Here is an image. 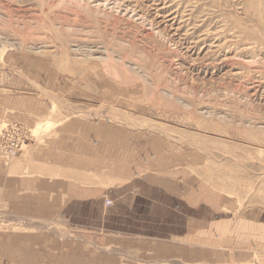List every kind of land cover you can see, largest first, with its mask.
Returning <instances> with one entry per match:
<instances>
[{
  "label": "rangeland",
  "instance_id": "obj_1",
  "mask_svg": "<svg viewBox=\"0 0 264 264\" xmlns=\"http://www.w3.org/2000/svg\"><path fill=\"white\" fill-rule=\"evenodd\" d=\"M14 122L28 138L0 174H35L62 130L103 149L74 169L102 191L75 217L0 201V251H45L20 264H264V0H0V128Z\"/></svg>",
  "mask_w": 264,
  "mask_h": 264
},
{
  "label": "crops",
  "instance_id": "obj_2",
  "mask_svg": "<svg viewBox=\"0 0 264 264\" xmlns=\"http://www.w3.org/2000/svg\"><path fill=\"white\" fill-rule=\"evenodd\" d=\"M64 133L65 131L62 130L60 137L47 139L46 145L34 152L32 162L41 164L38 170H34L37 171L35 174H24L25 170H21L20 163L15 168L18 172L17 174H12V172H6L5 170L1 171L0 201H2L4 205L3 208L6 210L4 211L5 213H7V207L9 208V216L17 219L25 218L36 220L45 217H58L60 213L68 210L67 214H69V219H71L75 217L74 207L76 204L81 203L83 206L84 204L90 205L91 201L95 200V198L99 197L102 193L100 190L101 186H96L95 189L89 187L78 188L73 178L77 175L74 169L78 171L80 168L82 173H87V170H89L87 163L90 160V162L95 161L96 164H98L99 160H103L102 146H98L102 144V140L99 139L101 136L78 133V139L74 142L76 144V149L72 150L70 146V143H72L71 134L68 133V135L64 137ZM45 153L48 154L45 155ZM72 166H75V168H72ZM91 168L98 169L99 167L93 165ZM100 168L103 169L104 167L101 166ZM121 179L120 176L119 180ZM144 181L154 187L152 179L147 180L146 178ZM161 181V183L157 182L156 185L165 189L166 193H169L170 187L176 183L174 182L171 184L168 179ZM134 182V178L127 182L130 183V188H136L137 190H140V187L144 188V185H135L136 182ZM165 183H167V185H165ZM177 186H179L178 182ZM117 188L122 189L123 186L118 185ZM133 191V189H130L131 193H133ZM138 196L141 197L143 195L139 192ZM119 198L120 199L117 200L122 203L123 207L129 203V198L123 197L122 192ZM138 216L139 214L137 215V213L132 212H126V214L121 215L123 220L127 221L130 219L132 222L137 221L139 219ZM127 232H122L123 236H130L126 239L127 242H129L130 239L134 240L136 238L137 235L135 231ZM126 240L123 241L124 245H127ZM4 242L6 245H2V250L0 251V257L4 258L0 260L4 262L15 261L20 264L26 260L45 255V251L40 250L38 247L31 248L20 242L16 243L9 240L7 237L4 239ZM83 254L89 255L90 253L84 252ZM67 255H71L75 259V262L70 264H94L93 259L87 263L83 262V260L78 258V256L81 255L77 252H73L72 254L68 253L66 256Z\"/></svg>",
  "mask_w": 264,
  "mask_h": 264
},
{
  "label": "built area",
  "instance_id": "obj_3",
  "mask_svg": "<svg viewBox=\"0 0 264 264\" xmlns=\"http://www.w3.org/2000/svg\"><path fill=\"white\" fill-rule=\"evenodd\" d=\"M27 130L21 123L6 124L0 128V153L5 158H14L21 151L28 138ZM0 264H10L0 262Z\"/></svg>",
  "mask_w": 264,
  "mask_h": 264
},
{
  "label": "bare ground",
  "instance_id": "obj_4",
  "mask_svg": "<svg viewBox=\"0 0 264 264\" xmlns=\"http://www.w3.org/2000/svg\"><path fill=\"white\" fill-rule=\"evenodd\" d=\"M162 23V22H161Z\"/></svg>",
  "mask_w": 264,
  "mask_h": 264
}]
</instances>
